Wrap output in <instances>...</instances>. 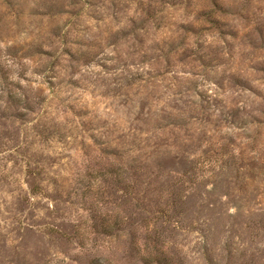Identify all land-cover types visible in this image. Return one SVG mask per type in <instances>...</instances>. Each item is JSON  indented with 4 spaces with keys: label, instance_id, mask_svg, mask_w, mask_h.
I'll return each mask as SVG.
<instances>
[{
    "label": "clouds",
    "instance_id": "clouds-1",
    "mask_svg": "<svg viewBox=\"0 0 264 264\" xmlns=\"http://www.w3.org/2000/svg\"><path fill=\"white\" fill-rule=\"evenodd\" d=\"M47 2L24 0L21 14L0 0V68L36 109L0 126L13 136L0 151V264H212L230 237L264 264V72L253 67L264 47L247 39H261L264 0H226L227 12L210 0H52L66 11L33 14ZM205 96L222 103L206 110ZM235 109L242 126L223 119ZM220 181L232 192L223 224L204 207ZM202 184L191 218L169 219L173 186L187 200Z\"/></svg>",
    "mask_w": 264,
    "mask_h": 264
},
{
    "label": "rangeland",
    "instance_id": "rangeland-1",
    "mask_svg": "<svg viewBox=\"0 0 264 264\" xmlns=\"http://www.w3.org/2000/svg\"><path fill=\"white\" fill-rule=\"evenodd\" d=\"M9 5L18 10L21 14L24 11L25 3L24 0H7ZM70 2L73 5H77L81 3V0H70ZM85 2L92 3L93 0H85ZM162 2H171L173 4L177 3H183L184 0H162ZM211 3L215 5V8L221 12H227L229 9L225 7L226 0H210ZM187 3L189 7H191L192 0H187ZM46 7L48 9L47 13H40L38 9L33 10V14H56V13H62L66 11V9L63 7V3H56L52 2V0H48ZM72 15H78L77 11H73L71 13ZM202 16H206L208 19L212 20L213 24L223 30L226 25L221 23L219 20H214L213 19V14L209 12H203L201 13ZM95 18V17H94ZM98 19L100 17H97ZM72 23L71 20H68L65 22V27L69 24ZM159 26V24H158ZM181 28H183L185 31H192L196 32L197 29L191 25H180ZM260 33V40L258 42V39L256 38L255 34H250L247 39L248 42L254 47V48H262L264 47V26H261L258 29ZM52 33L54 36H59L60 35V29L59 27L53 28ZM233 36H237L238 33H231ZM137 40L143 44L144 41L142 38L137 36ZM65 43H67V40H65ZM201 48H203V45H201ZM39 52H43V49H37ZM65 52L72 57L73 60L78 59L77 55L74 54L71 49L65 48ZM48 56H52L53 53L48 52V53H43ZM96 54H91V53H84L83 56L85 59H94ZM206 55H211L210 53H206ZM59 61H57L58 63ZM210 62V61H208ZM105 67H107L105 65ZM253 67L258 71V72H264V62L257 63L256 65H253ZM53 68H55V65H53ZM0 77L3 79V83H0V100H5L7 101L9 105V110L5 111L3 109H0V126L6 127L4 125V121L9 119V118H16L20 119L22 121H26L28 119L27 113L21 112L19 109L20 108H27L29 111H35L36 109L33 107L31 103H28L26 99H21L20 96H18L14 92V88H19V85H13L9 80H8V74L5 72L2 68H0ZM235 79V78H234ZM51 83V81H49ZM235 83L238 85H241L245 88H250L251 85L248 84L247 81L245 80H240V79H235ZM220 87L223 88L224 85L221 82ZM23 92L24 90L21 89ZM255 91V89H253ZM4 93H7V97L3 95ZM208 103L205 106V109H210L215 105L216 107H219L221 105V101L216 100V101H211L209 97H204ZM230 118V119H229ZM223 119L225 121H228L232 124H236L237 126H242L245 121L243 120L241 110L235 109L230 112H226L223 114ZM253 119H257L256 117H253ZM12 139L13 136L9 132H2L0 133V151H3L5 145V138ZM232 143H235V140L233 139L231 141ZM171 166H175L172 164ZM242 166V165H241ZM35 173V175H33ZM144 166L143 165H135L134 166V171L133 175L135 178L139 181L143 175H144ZM127 175V173L125 174ZM29 176L32 177V183L36 185V181L40 178V173L36 171L35 169H30L29 170ZM191 179V177L189 178ZM226 182L220 181L217 182L216 188L212 192H208L207 195L209 197V202L208 204L204 205L205 208H208L210 205H215L214 208L210 209V213L213 217H215V222H218L219 224H223V217L222 213L224 208L226 207V204L222 202L221 197L223 196H229L232 197V192H231V185L229 184L228 187H225ZM185 189L183 188V185L179 186H173L172 188V198H171V206H172V215L169 216V219L173 217H180L184 216L186 219H190L193 212L196 211V205L200 199H203L204 193L206 191L205 185H200L198 186V189L196 192H194L191 196L188 197L187 200L183 199ZM234 199V197H233ZM164 211V210H161ZM165 215H167V212H164ZM241 221L237 219L235 221L236 224L240 223ZM215 233L209 232V236L211 239H215ZM232 235H236L235 231V224L232 229ZM158 242V238H157ZM226 250H227V256L223 257L222 260H216L214 250L209 252V260L212 261V264H257V260L254 254L249 255L247 250H241L238 246H236L232 238L230 237L229 243L226 245ZM162 255V254H161ZM21 264H23L22 258H21ZM148 264H153V262H148ZM162 264V262H161ZM167 264H176L175 260H170L167 262Z\"/></svg>",
    "mask_w": 264,
    "mask_h": 264
}]
</instances>
